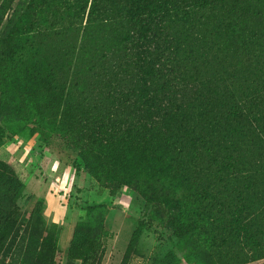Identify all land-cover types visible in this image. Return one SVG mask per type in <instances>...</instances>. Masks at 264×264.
I'll list each match as a JSON object with an SVG mask.
<instances>
[{"label":"rangeland","instance_id":"1","mask_svg":"<svg viewBox=\"0 0 264 264\" xmlns=\"http://www.w3.org/2000/svg\"><path fill=\"white\" fill-rule=\"evenodd\" d=\"M216 1L242 19L227 45L264 50V0ZM128 7L0 0V264H264V169L243 171L264 163V135L237 140L229 174L189 137L180 147L160 94L150 108L131 67L108 71L130 49Z\"/></svg>","mask_w":264,"mask_h":264},{"label":"trees","instance_id":"2","mask_svg":"<svg viewBox=\"0 0 264 264\" xmlns=\"http://www.w3.org/2000/svg\"><path fill=\"white\" fill-rule=\"evenodd\" d=\"M128 2L125 18L133 28L126 40L130 49L124 53L125 61L113 60L108 71L116 62L115 67H131V73L147 86L150 108L157 106L154 96L160 94L162 106L156 109L162 110L159 123L182 133L178 140L180 147L186 146L184 140L189 137L195 154L206 152L212 158L214 163L210 166L214 172L238 171L241 160L237 140L264 135V50L259 48L256 36L240 50L228 46L226 41L239 35L242 19L233 11L220 16L223 9L217 4L220 1ZM92 15L93 12L89 17ZM172 25L178 31L170 33L168 26ZM179 27L185 30L180 32ZM207 38L211 40L206 48L197 51L199 43ZM241 56L246 60L242 61ZM192 62L197 66L198 76L189 73ZM214 64L218 70L213 69ZM191 94L192 102L187 99ZM251 162L243 168L245 175L264 169V163L255 157ZM261 185L260 194L264 196V184ZM253 189L249 186L247 191ZM152 194L149 202H159L168 209H176L179 204L178 200ZM261 204L258 208L263 207Z\"/></svg>","mask_w":264,"mask_h":264}]
</instances>
